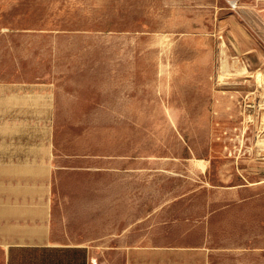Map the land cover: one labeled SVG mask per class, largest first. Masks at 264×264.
Returning a JSON list of instances; mask_svg holds the SVG:
<instances>
[{
    "label": "rangeland",
    "instance_id": "1",
    "mask_svg": "<svg viewBox=\"0 0 264 264\" xmlns=\"http://www.w3.org/2000/svg\"><path fill=\"white\" fill-rule=\"evenodd\" d=\"M0 80L54 96L51 241L264 264V0H0Z\"/></svg>",
    "mask_w": 264,
    "mask_h": 264
},
{
    "label": "crops",
    "instance_id": "2",
    "mask_svg": "<svg viewBox=\"0 0 264 264\" xmlns=\"http://www.w3.org/2000/svg\"><path fill=\"white\" fill-rule=\"evenodd\" d=\"M55 108L47 84L0 80V264H208L201 243L131 244L103 257L87 242L50 240L58 177L72 157L56 152Z\"/></svg>",
    "mask_w": 264,
    "mask_h": 264
}]
</instances>
